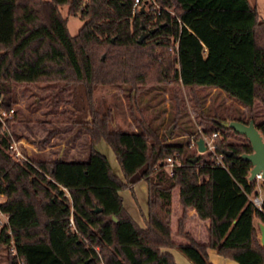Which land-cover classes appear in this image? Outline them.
<instances>
[{
    "label": "trees",
    "instance_id": "obj_1",
    "mask_svg": "<svg viewBox=\"0 0 264 264\" xmlns=\"http://www.w3.org/2000/svg\"><path fill=\"white\" fill-rule=\"evenodd\" d=\"M156 1L160 9L134 12V0H0V107L17 101L16 82L61 80L84 83L92 115L84 159H16L9 149L14 117L0 121V193L6 195L0 209L9 216L0 240L10 244L13 237L17 250L9 264H180L164 247H178L194 264H212L209 247L240 264H264L254 221L257 216L264 222V210L250 199L257 181L249 178L251 161L241 155L253 147L249 139L229 140L231 132H239L221 124L253 118L264 137V118H256L257 103L264 107V18L250 0ZM65 3L84 19L75 34L59 7ZM144 28L149 33L140 42ZM99 83L128 87L132 95L148 83L162 89L181 85L194 93L206 89V94L215 88L238 107L223 115L200 103L199 114L210 125L199 131L183 119V97L176 90L171 123L188 134L172 140L161 124L142 117L137 129L112 127L111 108L101 113L94 104ZM219 106L231 111L226 102ZM214 130L223 134L216 143L225 166L216 164L209 150L197 161L191 160L197 153L183 157L191 134L197 140ZM101 139L112 147L123 176L96 148ZM176 151L181 163L170 172L166 159ZM140 179L148 189L145 225L120 193L128 185L135 195L133 184ZM177 186L182 214L176 233L182 240L174 238L172 227ZM190 208L208 220L206 242L186 227Z\"/></svg>",
    "mask_w": 264,
    "mask_h": 264
},
{
    "label": "rangeland",
    "instance_id": "obj_2",
    "mask_svg": "<svg viewBox=\"0 0 264 264\" xmlns=\"http://www.w3.org/2000/svg\"><path fill=\"white\" fill-rule=\"evenodd\" d=\"M258 6L261 16L264 18V0H250ZM60 10L67 17L69 31L72 34L78 32L84 19L80 13L69 12L67 3L61 4ZM175 39L172 40V45ZM168 88H157L152 83L146 84L143 89L137 93L132 92L128 87L112 83H99L94 88V104L101 113L111 108L113 121L112 127L131 130L136 125V119L142 117L144 120L151 121L154 125L161 124L160 130L169 129L174 123H171L170 111L176 110V100H174L173 92L178 91L183 99L182 111L186 112L183 119L191 128H197L200 131L204 125L208 124L199 114L200 103L204 106H211V111L228 115L234 113L238 107L236 101L228 98L221 90L210 88L206 94V89H199L196 93L188 87L178 85L173 89L172 84L167 83ZM127 86V85H126ZM17 101L13 104L15 108L13 137L19 136V146L25 156L29 160L34 159H51L54 157L64 158H87L90 135L87 131V125L92 115L87 102L85 85L83 82L67 83L65 81H19L15 83ZM214 93V94H213ZM206 94V95H205ZM209 94V95H208ZM132 95V96H131ZM212 100L211 103H209ZM220 102H226V106L231 111L225 110L219 106ZM219 107V108H218ZM257 120L264 118V107L262 103H257ZM134 123V124H133ZM210 125V123L208 124ZM179 133L184 135L188 131L182 127L174 125L171 134L172 140L180 137ZM194 134H191V137ZM223 135L222 133L220 134ZM16 139V138H15ZM229 140L247 142L248 137L245 135L231 132ZM96 148L103 152L110 160L115 173L123 176L120 164L112 147L104 139H101ZM190 153H199L198 148L194 146L186 147L183 157ZM263 181V180H262ZM63 190H67L65 186L60 185ZM136 196L128 185L120 189V193L124 197L126 208L131 211L134 217L141 222L139 217V200L142 205L147 206V190L144 179L138 180L136 185ZM6 199L5 194L0 195V202ZM179 202V187H176L173 194V203ZM180 204V203H178ZM6 213V212H5ZM0 209V234L3 226L7 224V217ZM141 213V210H140ZM205 223L207 219H202ZM143 224V223H142ZM9 233L12 231L9 229ZM14 239L11 243H3L0 240V264H9L10 256L15 254L13 249ZM103 264V263H102Z\"/></svg>",
    "mask_w": 264,
    "mask_h": 264
},
{
    "label": "crops",
    "instance_id": "obj_3",
    "mask_svg": "<svg viewBox=\"0 0 264 264\" xmlns=\"http://www.w3.org/2000/svg\"><path fill=\"white\" fill-rule=\"evenodd\" d=\"M243 108L245 110H247V108L245 106H243ZM133 129H137V126L135 124H134V128ZM136 183L137 182H135L133 184V189L135 191V196L137 195L136 194V188H135ZM145 183H146V181H145ZM128 187H130V186H128ZM260 188H261V193L264 196V181H262L257 186V190H259ZM175 189L176 188H174V190ZM146 190H147V206L145 207L144 205H142L140 203V200H139V206H141V209H139V214L138 215L141 218L140 219L141 222H139L134 217V215L131 213V211L128 209L130 211V213L133 215V217L141 225H145V215H147V213H148V189H147V183H146ZM173 194H174V191H173ZM137 197L138 196H136V198ZM178 203H180V189H179V202ZM178 203L176 205L173 203L172 227H173V230H174V238L176 240H182V237L176 233L179 217L182 214V205H181V203L180 204H178ZM140 210H141V213H140ZM254 221H255L256 225L258 226V228H259V236H260L261 235V231H260L259 224H260V222H263V221L260 220L257 216L255 217ZM186 227L189 230H191L193 232V234L197 237V239H199L200 241L206 242L208 240V222L205 223V221L202 220V218H200L197 215L195 209H193V208H190L188 210V216H187V220H186ZM164 249L171 251L174 254V256L176 258V261L178 263H180V264H194V262L190 258H188L178 247H164ZM208 252H209V257H210V260H211L212 264H240L237 260H235L233 258H230V257L223 256L222 254H220L215 247H209L208 248Z\"/></svg>",
    "mask_w": 264,
    "mask_h": 264
},
{
    "label": "built area",
    "instance_id": "obj_4",
    "mask_svg": "<svg viewBox=\"0 0 264 264\" xmlns=\"http://www.w3.org/2000/svg\"><path fill=\"white\" fill-rule=\"evenodd\" d=\"M133 7H134L133 11L135 12L140 7H144V8L149 7L151 9L156 10V9H160L162 6L156 0H134ZM170 48L172 50L177 49L178 48V40H175V43L173 45H171ZM14 113H15L14 107H11L9 109L4 108V107H0V121H2L3 123H6V120L9 117H12L14 115ZM200 130H201V128H200ZM219 134H220L219 130H214L211 134H204L203 133L202 136H204L205 143L207 145V150H209L212 153V158L214 159L216 164H220V165L225 166L226 163H225L224 158H223V152H220L217 150L216 138ZM18 143H19V140L15 139V138H13L11 143H10L9 149H10L12 156L16 159H21V158L27 159L25 156H23V153H22ZM190 145L191 146L197 145V140L194 138V135H192V142ZM179 154H180V152L176 151L174 154L167 156L166 166L168 167L170 172L173 171V166L175 163H177V162L181 163V159L179 157ZM254 178L257 181V186L262 182V180L264 181V175L262 174V172L256 173ZM1 194H3V193H0V195ZM249 196L257 208L264 210V196L261 193V188L255 192L250 193ZM2 212H4V211H2ZM5 215L7 217L6 221L8 223L9 216L7 213H5ZM71 221L73 222V218H71ZM13 249H14L15 253H17L16 248L13 247Z\"/></svg>",
    "mask_w": 264,
    "mask_h": 264
},
{
    "label": "water",
    "instance_id": "obj_5",
    "mask_svg": "<svg viewBox=\"0 0 264 264\" xmlns=\"http://www.w3.org/2000/svg\"><path fill=\"white\" fill-rule=\"evenodd\" d=\"M144 8V7H142ZM145 27V25H143ZM154 31V28L151 29ZM149 33L145 28L143 32L139 36V41L141 42L146 35ZM221 124L223 126H231L239 133L245 134L250 140L253 150L250 152H243L241 155L243 158L248 159L252 163V167L250 169L249 178L252 179L255 177L256 173L262 172L264 175V137L257 125L255 124L254 119H250L249 122H244L238 119H226L222 120ZM175 124H172L170 128L167 130V134L170 135L173 130ZM197 148L199 153L191 158L192 161H197L203 152L207 150V145L205 143L204 136H200L197 139ZM101 207H97L96 210H100ZM116 219V217H114ZM261 235V242L264 244V222H260L259 224Z\"/></svg>",
    "mask_w": 264,
    "mask_h": 264
}]
</instances>
